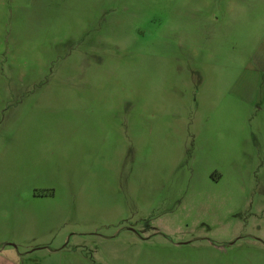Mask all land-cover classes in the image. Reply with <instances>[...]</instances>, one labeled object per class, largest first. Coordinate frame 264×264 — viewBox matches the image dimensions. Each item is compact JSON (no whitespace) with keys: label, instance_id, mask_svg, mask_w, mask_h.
<instances>
[{"label":"rangeland","instance_id":"obj_1","mask_svg":"<svg viewBox=\"0 0 264 264\" xmlns=\"http://www.w3.org/2000/svg\"><path fill=\"white\" fill-rule=\"evenodd\" d=\"M199 1L0 0V243L45 224L93 264H133L132 234L264 241L256 113L239 102L236 163H223L201 91L214 50L174 38L213 14ZM221 193L239 205L203 198Z\"/></svg>","mask_w":264,"mask_h":264},{"label":"crops","instance_id":"obj_2","mask_svg":"<svg viewBox=\"0 0 264 264\" xmlns=\"http://www.w3.org/2000/svg\"><path fill=\"white\" fill-rule=\"evenodd\" d=\"M205 8H213L208 18L200 10ZM199 13L197 33L174 38L184 51L196 49L204 55L206 48L214 50L216 78H208L201 91L208 98L207 103L212 100L216 104L208 119V130L214 133V144L228 153L223 163L231 166L236 163L239 102L250 114L256 113L254 119L248 116L246 120L251 121L254 144L264 152V0H200ZM239 63L243 68L240 76ZM204 114L205 105L199 117ZM203 198L217 209L230 201L232 206L239 205L236 194H209ZM50 216L54 218L55 213ZM28 229L31 230H22L29 236L27 242L0 243V264H93L92 257L78 250L77 244L64 246L55 236L48 240L55 231L47 225ZM132 235L136 238L132 242L133 264H264L262 240L177 243L154 241L149 234ZM125 262L131 263L128 258Z\"/></svg>","mask_w":264,"mask_h":264}]
</instances>
